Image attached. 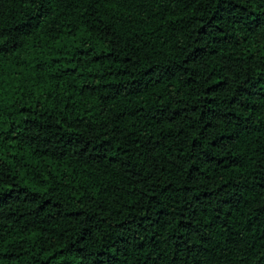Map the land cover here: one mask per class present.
I'll list each match as a JSON object with an SVG mask.
<instances>
[{"label":"trees","instance_id":"trees-1","mask_svg":"<svg viewBox=\"0 0 264 264\" xmlns=\"http://www.w3.org/2000/svg\"><path fill=\"white\" fill-rule=\"evenodd\" d=\"M0 264H264V0H0Z\"/></svg>","mask_w":264,"mask_h":264}]
</instances>
